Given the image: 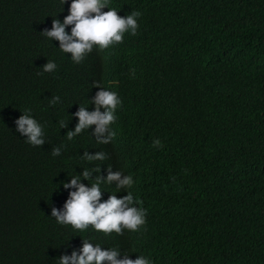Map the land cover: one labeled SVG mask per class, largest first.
<instances>
[{
  "label": "trees",
  "instance_id": "1",
  "mask_svg": "<svg viewBox=\"0 0 264 264\" xmlns=\"http://www.w3.org/2000/svg\"><path fill=\"white\" fill-rule=\"evenodd\" d=\"M71 2L0 0V264H60L83 239L117 248L118 260L264 264V0H108L121 17L142 14L137 33L94 45L79 64L41 35ZM49 60L57 68L43 72ZM95 82L122 100L116 136L98 144L93 124L68 140L80 106L95 110ZM25 110L43 126L42 146L16 131ZM97 165L105 178L108 166L132 175L147 210L136 231L76 230L51 216L75 191L63 184ZM115 184L101 202L122 197Z\"/></svg>",
  "mask_w": 264,
  "mask_h": 264
},
{
  "label": "clouds",
  "instance_id": "2",
  "mask_svg": "<svg viewBox=\"0 0 264 264\" xmlns=\"http://www.w3.org/2000/svg\"><path fill=\"white\" fill-rule=\"evenodd\" d=\"M62 4L66 0H60ZM103 8L108 11L102 12ZM142 14L139 11H132L130 15L121 17L115 8L108 7V0H72L69 6V14L63 22L59 19L52 20V28L44 29L41 35L50 40L59 41V49L64 53H71V59L79 64L86 54L93 51L94 45L99 46V50L107 49L109 45L123 41L124 33L130 31L136 35L138 23L137 19ZM71 27V33L65 31ZM57 65L53 61H48L43 65V72H54ZM134 72V70H133ZM94 87L100 90L90 101L95 105V110L91 113L86 108L80 106L75 115L79 118V123L75 131L67 133V139L72 140L89 126L96 125L92 136L98 144H109L116 136L110 125L115 122L117 116L115 112L118 106L122 105V100L118 93L109 91L100 86L99 82L94 83ZM59 96H54L50 104L54 105L59 101ZM101 107L104 111L101 112ZM60 128L67 127V124L60 121ZM16 131L26 137V142L32 146H42L45 143L43 126L30 115V110H25L15 121ZM154 147H163L161 141H153ZM61 147L52 149V155L58 156ZM105 152H97L90 155L84 152L82 159L93 162L107 159ZM101 168L97 165L94 168H84L80 175L72 176L70 182L64 183L65 189H75L68 194V199L64 203L63 209L52 207L51 216L61 225H71L76 230H87L92 225L96 231L105 235L115 232L123 235L124 229L136 231L146 223V207L135 198L133 189V177L127 171H112L108 166L107 177L100 175ZM97 173L95 178L92 174ZM91 181V187L86 186L81 181ZM116 182L117 192L122 190V197L117 198L116 194H110L106 201L101 202V195L104 184L112 185ZM83 246L78 251L73 250L71 255L64 254L59 260L60 264H103L109 261L110 264H152L144 256H138L135 260L130 255L123 254V259L118 260L120 251L117 248L102 249L100 244L91 243L88 239H83Z\"/></svg>",
  "mask_w": 264,
  "mask_h": 264
}]
</instances>
